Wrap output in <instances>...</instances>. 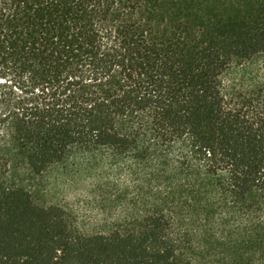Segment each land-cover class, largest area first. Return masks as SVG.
Masks as SVG:
<instances>
[{
	"label": "trees",
	"instance_id": "trees-1",
	"mask_svg": "<svg viewBox=\"0 0 264 264\" xmlns=\"http://www.w3.org/2000/svg\"><path fill=\"white\" fill-rule=\"evenodd\" d=\"M0 264H264V0H0Z\"/></svg>",
	"mask_w": 264,
	"mask_h": 264
},
{
	"label": "rangeland",
	"instance_id": "rangeland-1",
	"mask_svg": "<svg viewBox=\"0 0 264 264\" xmlns=\"http://www.w3.org/2000/svg\"><path fill=\"white\" fill-rule=\"evenodd\" d=\"M12 184L26 188L37 205L58 203L79 207L82 216H88L93 205V200L87 196V191L91 189L87 181L72 182V177L60 176L57 169H51L40 184L23 180H17Z\"/></svg>",
	"mask_w": 264,
	"mask_h": 264
}]
</instances>
